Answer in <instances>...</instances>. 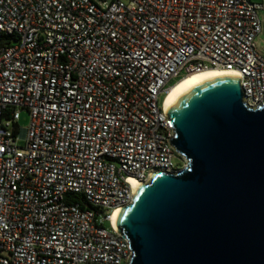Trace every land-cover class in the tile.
I'll use <instances>...</instances> for the list:
<instances>
[{
    "label": "built area",
    "instance_id": "built-area-1",
    "mask_svg": "<svg viewBox=\"0 0 264 264\" xmlns=\"http://www.w3.org/2000/svg\"><path fill=\"white\" fill-rule=\"evenodd\" d=\"M259 10L264 0H0V264H130L115 213L137 183L187 163L170 142L171 87L220 68L249 106L264 101Z\"/></svg>",
    "mask_w": 264,
    "mask_h": 264
},
{
    "label": "water",
    "instance_id": "water-1",
    "mask_svg": "<svg viewBox=\"0 0 264 264\" xmlns=\"http://www.w3.org/2000/svg\"><path fill=\"white\" fill-rule=\"evenodd\" d=\"M187 163L137 183L119 209L130 264H264V101L238 76L202 82L169 109Z\"/></svg>",
    "mask_w": 264,
    "mask_h": 264
},
{
    "label": "bare ground",
    "instance_id": "bare-ground-1",
    "mask_svg": "<svg viewBox=\"0 0 264 264\" xmlns=\"http://www.w3.org/2000/svg\"><path fill=\"white\" fill-rule=\"evenodd\" d=\"M220 76H238L236 73H232L220 68H207L196 72H193L183 79L179 80L175 85L168 91L165 101L166 110H168L181 96L186 92L201 84L202 82L220 77ZM119 211L114 215V221L117 222V216Z\"/></svg>",
    "mask_w": 264,
    "mask_h": 264
},
{
    "label": "rangeland",
    "instance_id": "rangeland-1",
    "mask_svg": "<svg viewBox=\"0 0 264 264\" xmlns=\"http://www.w3.org/2000/svg\"><path fill=\"white\" fill-rule=\"evenodd\" d=\"M108 1L110 2V0H108ZM252 2L261 3L262 0H252ZM258 14H259L260 18L264 21V10H259ZM257 44H258V47L260 48V50H262L263 53H264V31L258 36ZM178 79L179 78L172 79L169 82L167 87L172 86L173 84H175L178 81ZM164 96H165V94H163L161 96V100L164 98ZM29 123H30V114H29V112L26 109L21 110L19 126L21 128H27L29 126ZM175 162L180 164V160L177 157L175 158ZM105 226L107 228H109V223L106 222Z\"/></svg>",
    "mask_w": 264,
    "mask_h": 264
},
{
    "label": "trees",
    "instance_id": "trees-1",
    "mask_svg": "<svg viewBox=\"0 0 264 264\" xmlns=\"http://www.w3.org/2000/svg\"><path fill=\"white\" fill-rule=\"evenodd\" d=\"M8 40L9 38L6 35L0 33V46L8 43Z\"/></svg>",
    "mask_w": 264,
    "mask_h": 264
}]
</instances>
